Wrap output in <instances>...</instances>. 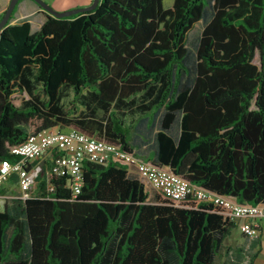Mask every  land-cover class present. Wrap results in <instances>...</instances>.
Masks as SVG:
<instances>
[{
  "label": "trees",
  "instance_id": "16d2710c",
  "mask_svg": "<svg viewBox=\"0 0 264 264\" xmlns=\"http://www.w3.org/2000/svg\"><path fill=\"white\" fill-rule=\"evenodd\" d=\"M200 22L192 58L188 36ZM17 93L29 98L17 103ZM55 128L126 152L152 140L143 159L264 203V0H100L69 17L48 14L37 31L9 21L0 31V162H16L12 148ZM42 172L36 194L0 210V264H215L237 229L213 205L152 194L116 161L84 162L78 195L51 160Z\"/></svg>",
  "mask_w": 264,
  "mask_h": 264
},
{
  "label": "built area",
  "instance_id": "2783aa9c",
  "mask_svg": "<svg viewBox=\"0 0 264 264\" xmlns=\"http://www.w3.org/2000/svg\"><path fill=\"white\" fill-rule=\"evenodd\" d=\"M11 154L17 157L16 162L10 159L0 162V190L15 174L19 179L18 198L30 197V191L43 171L41 161L45 157L51 160L54 173L70 177L75 195L81 192L84 162L116 161L135 170L143 181L174 205H213L220 214L236 224L245 238L260 237L259 221L264 219V203L244 204L231 196L209 191L172 173L167 167H160L141 158L134 151L126 152L113 143L91 137L79 130L63 132L55 128L30 134L24 143L12 148Z\"/></svg>",
  "mask_w": 264,
  "mask_h": 264
},
{
  "label": "rangeland",
  "instance_id": "374dc122",
  "mask_svg": "<svg viewBox=\"0 0 264 264\" xmlns=\"http://www.w3.org/2000/svg\"><path fill=\"white\" fill-rule=\"evenodd\" d=\"M4 0H0V4L3 3ZM47 4H49L52 8H54L58 12H65V11H71L75 9L80 8H86V7H79V8H72L70 10H57L56 7L64 6L68 3L73 4L77 0H43ZM84 2V0H81ZM174 0H165V6L166 8H169L173 5ZM11 3H8L7 9ZM35 7V2L33 0H21L18 2L14 12L11 16L12 19L10 20V24H15L16 22L20 21L23 18H26L33 26V30L37 31L41 25L42 22V16L36 14L33 12V8ZM6 9V11H7ZM5 11V12H6ZM205 23L200 22L196 25V27L190 32L188 36V47L191 51L192 58L195 56V52L197 49V45L199 42V37L201 35L202 29L204 27ZM255 63L259 64V57L257 56L255 59ZM15 101L17 103H20L21 97L19 95L15 96ZM59 130V129H58ZM179 126L178 124L175 125L173 133H178ZM152 149V140L149 144L144 145L142 148V152L144 155H147ZM8 186V185H7ZM149 190L153 194V190L151 186L147 184ZM20 195V191H14L13 193H10L11 197H18ZM6 200L4 198H0V210L3 209L4 204ZM259 238L257 239H249L245 238L243 235H241L240 231L238 229L234 230L232 236H230L224 244L223 249L221 250L220 254L217 256L215 260V264H250L251 260L256 256L257 258L263 254L262 257H264V241H263V250L261 249L259 245ZM256 258V259H257ZM256 263V260H255Z\"/></svg>",
  "mask_w": 264,
  "mask_h": 264
},
{
  "label": "crops",
  "instance_id": "0c3cea01",
  "mask_svg": "<svg viewBox=\"0 0 264 264\" xmlns=\"http://www.w3.org/2000/svg\"><path fill=\"white\" fill-rule=\"evenodd\" d=\"M9 2H10V0H4L3 3L0 4V20H1L2 15L5 13V11L7 9V5H8ZM92 3H93V0H84V2L81 1V0H77L73 4L68 3V4L64 5V6H60V7L54 6V7H56L57 10H62L63 11V10H70L72 8L86 7V6H88V5L92 4ZM33 12L34 13L36 12L37 14L42 16V22H41V25H42L43 22L47 19L48 13L45 12L43 9H41L36 3H35V7L33 8ZM25 21H28V20L26 18H23L20 21L16 22L15 24H20V23H23ZM12 25H14V24H12ZM32 29H33V26H32ZM16 95H19L21 97L20 103L22 102V100H26V99L29 98V96L26 93H17ZM70 130H72V128L64 129L65 132H69ZM132 148H133V151L135 153H137L140 157L145 158V159H147V157L150 156L151 151H152L151 150L147 155H144L143 152H142L143 146L141 147V146L136 145V146H134ZM41 164H42L43 169L47 170L48 166L50 164V159L48 157H45L41 161ZM131 171L135 172V170H132V169H131ZM43 175L45 176L46 174L44 173ZM2 190H3V193L0 194V198H4L6 200V202L4 204V207H3V209H4L5 205L7 203H10V202H8L10 199L18 198V197H11L10 196V193H13L14 191H17V192L20 191L18 176L15 175V174L12 175L10 177V179L3 185L2 189L0 190V192ZM37 190H38L37 189V184H35L34 187L32 188L31 193L32 194H34V193L36 194ZM259 224H260V237H259L258 241H259V245H260L261 249L263 250L264 219L260 220ZM262 256H263V254L260 255L256 259V263L255 264H264V257H262Z\"/></svg>",
  "mask_w": 264,
  "mask_h": 264
},
{
  "label": "water",
  "instance_id": "95a60500",
  "mask_svg": "<svg viewBox=\"0 0 264 264\" xmlns=\"http://www.w3.org/2000/svg\"><path fill=\"white\" fill-rule=\"evenodd\" d=\"M19 1L20 0H11V3L9 5L7 11L5 12L3 18L0 21V31L9 23L11 15L14 12V10H15V8H16V6H17ZM33 1L41 9H43L45 12H47L51 16H55L57 18L69 17V16H72L74 14H78V13H81V12L94 10L98 6V4L100 2V0H93V3L89 7L75 9V10H71V11H65V12H58L54 8H52L49 4L44 2L43 0H33Z\"/></svg>",
  "mask_w": 264,
  "mask_h": 264
}]
</instances>
